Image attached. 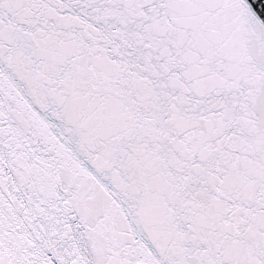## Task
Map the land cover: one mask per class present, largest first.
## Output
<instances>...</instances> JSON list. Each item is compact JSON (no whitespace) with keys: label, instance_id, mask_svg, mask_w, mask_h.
<instances>
[{"label":"snow or ice","instance_id":"snow-or-ice-1","mask_svg":"<svg viewBox=\"0 0 264 264\" xmlns=\"http://www.w3.org/2000/svg\"><path fill=\"white\" fill-rule=\"evenodd\" d=\"M0 264H264V0H0Z\"/></svg>","mask_w":264,"mask_h":264}]
</instances>
